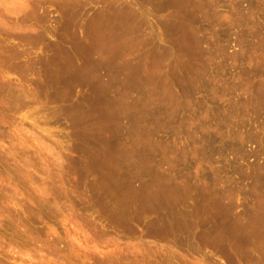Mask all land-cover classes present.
Wrapping results in <instances>:
<instances>
[{
	"label": "rangeland",
	"instance_id": "1",
	"mask_svg": "<svg viewBox=\"0 0 264 264\" xmlns=\"http://www.w3.org/2000/svg\"><path fill=\"white\" fill-rule=\"evenodd\" d=\"M262 218L264 0H0V264H264Z\"/></svg>",
	"mask_w": 264,
	"mask_h": 264
},
{
	"label": "bare ground",
	"instance_id": "2",
	"mask_svg": "<svg viewBox=\"0 0 264 264\" xmlns=\"http://www.w3.org/2000/svg\"><path fill=\"white\" fill-rule=\"evenodd\" d=\"M176 18H178V17H176ZM170 20H171V19H170ZM174 20H175V19H174ZM170 23H171V22H170ZM181 23H182V22H181ZM182 24H183V23H182ZM170 26H171V25H170ZM170 26H169V27H170ZM173 26H175V24H174ZM170 28H171V27H170ZM88 66H89V65H88ZM188 189H189V188H187V189L185 188L184 190H188ZM222 190H223V189H222ZM222 190H220L221 194H222ZM218 192H219V190H218ZM190 193H191V192H190ZM214 193H215V192H214ZM226 193H227V192H226ZM215 194H216V193H215ZM221 194H220V195H221ZM224 195L226 196L225 193H224ZM224 195H223V196H224ZM227 195H228V194H227ZM214 196H216V195H214ZM217 196H219V195L217 194ZM221 196H222V195H221ZM223 196H222V198L224 199L225 197H223ZM219 197H220V196H219ZM219 197H218V198H219ZM226 197L229 198V197H231V196H230V194H229V196H226ZM215 198H216V197H215ZM222 198H220V199L222 200ZM212 199H213V198H212ZM220 199H219V200H220ZM229 199H230V200H233V198H229ZM213 200H214V199H213ZM216 200L218 201L217 203H219V204L222 203V202H219L218 199H216ZM222 201H223V200H222ZM224 201H225V199H224ZM210 202H211V204H212V202H215V200H214V201H211V200H210V201L208 202V204H210ZM229 202H230V201L228 200V203H229ZM223 203H224V202H223ZM226 203H227V202H226ZM226 203H225V204H226ZM213 204H215V203H213ZM230 204H231V203H230ZM230 204H229V205H230ZM215 205H216V206H219V205H217V204H215ZM215 205H211V206H215ZM227 205H228V204H227ZM208 206H210V205H208ZM221 206H222V205H221ZM219 207H220V206H219ZM223 207H224V205H223ZM223 207H222V208H223ZM214 208H215V207H214ZM217 208H218V207H217ZM225 208H226L227 211L229 210V208L227 209V206H225ZM211 209H212V208H211ZM223 209H224V208H223ZM223 209H221V210L223 211ZM215 210H216V209H215ZM219 210H220V209H218V211H219ZM213 212H216V211H214V209H213ZM209 213H210V212H209ZM218 213H219V214H220V213L222 214L223 212L220 211V212H218ZM224 213H226V212H224ZM214 215H215V213H214ZM260 216H261V215H260ZM261 217H262V216H261ZM218 218H219V217H218ZM218 218H216V219L218 220ZM202 219H203V218H202ZM220 219L223 220L222 217H221ZM262 219H263V218H262ZM217 220H215V221H217ZM222 220H221V221H222ZM223 221H224V220H223ZM246 221H247V220H246ZM246 221H245L244 223H246ZM251 221H252V220H251ZM255 221H256V220H255ZM263 221H264V219H263ZM195 222H196V221H195ZM236 222H237V221H235V223H236ZM240 222H241V220H240ZM240 222L238 221V226H239V223H240ZM235 223H234V224H235ZM248 223H249V221H248ZM195 224H196V223H195ZM215 224H216V223H215ZM240 224H241V223H240ZM236 225H237V224H236ZM248 225H249V224H248ZM218 226H221V227H222V224H221V225H218ZM193 227H194V226H193ZM223 227L225 228V224H223ZM223 227H222V228H223ZM226 227H227V226H226ZM194 228H195V227H194ZM224 228H223V229H224ZM220 229H221V228L219 227V230H220ZM223 229H222V230H223ZM225 229H226V228H225ZM222 230H220V231H222ZM225 231H226V230H225ZM227 231H228V230H227ZM219 233H221V234L223 233V234H224L225 232H219ZM192 234H193V232H192ZM223 234H222V236H223ZM227 234H228V236H230V234H229L228 232H227L225 235L227 236ZM228 236H227V237H228ZM219 238H220V237H219Z\"/></svg>",
	"mask_w": 264,
	"mask_h": 264
}]
</instances>
